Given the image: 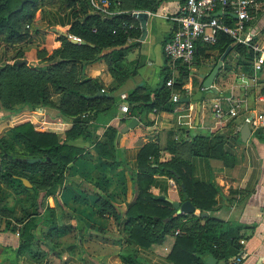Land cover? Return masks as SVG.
Listing matches in <instances>:
<instances>
[{"label":"crops","instance_id":"0c3cea01","mask_svg":"<svg viewBox=\"0 0 264 264\" xmlns=\"http://www.w3.org/2000/svg\"><path fill=\"white\" fill-rule=\"evenodd\" d=\"M154 1L157 3L154 10L122 8L131 12L139 27L138 36L127 40L133 43L122 58V67L127 73L123 80L108 68L104 58L85 63L80 69L82 75L97 76L102 81V92L103 89L109 92L107 86L121 81L113 90L116 107L90 120L88 128L101 135L107 124L120 127L134 117L136 124L121 133L117 145L124 164L102 156L93 145L67 164L62 183L47 193L35 216L36 220L45 217V206L53 207L59 245L53 248L52 240L44 236L46 225L38 224L35 229L38 238L30 243L32 254H38L34 256L27 251L16 252L20 218L32 210L26 200L29 194L21 188L19 180L6 181L0 175V264H121V255L126 253L134 254L142 264H174L166 258L174 235L167 234L161 242L143 248L125 241L118 226L127 205L136 195L128 168L135 166L138 148L148 141L154 143L159 160L171 156L185 158L192 165L194 178L210 180L217 186L215 208L205 212L238 228L239 249L227 258L215 257L214 264H264V66L253 67L257 52L253 51L250 57L239 55L231 45L212 79L215 90H201L197 110L196 100L178 99L200 88L202 77L199 73L206 74L217 59V51L213 49L202 56L204 62L194 58L195 63L186 65L188 72L180 84L183 90H171L177 95L172 110H152L138 116L130 115L129 110L121 111L120 102L127 101L132 91V96L138 99L144 94L151 96L163 65L167 66L168 76L171 73L162 44L173 28L170 16L182 0ZM254 2L255 11L247 29L253 31L252 40L264 44V0ZM106 8L109 9L108 1ZM72 18L68 9H37L29 23L28 39L20 43L23 49L20 61L26 59L23 63L34 65L42 61L36 54L37 49L44 48L47 56L60 45L59 35L70 38L67 29ZM12 53V49L5 48L0 41V65L11 63ZM178 75L176 67L173 78ZM120 93H124V98ZM48 109V106L38 105L21 107L9 114L0 110V136L12 142L14 151L20 152L22 143L13 136L11 127L29 120L35 129L55 131L62 137L71 121L55 112L50 114ZM244 121L249 133L242 140L239 130ZM212 134L223 135L222 147L231 155L228 164L219 157L190 153L197 135L210 137ZM0 164L3 163L0 161ZM33 176L39 178V172H34ZM154 177L150 186L153 195L163 194L159 192L162 190L163 195L172 200L184 199L179 197L173 178L163 174H154ZM100 193L114 204L115 216L97 214L96 197ZM193 213L198 214L199 209L194 207ZM188 224L189 221L184 220L183 226ZM176 232L180 234L185 230L178 228ZM208 255L211 254L206 251L200 255L204 263Z\"/></svg>","mask_w":264,"mask_h":264},{"label":"trees","instance_id":"16d2710c","mask_svg":"<svg viewBox=\"0 0 264 264\" xmlns=\"http://www.w3.org/2000/svg\"><path fill=\"white\" fill-rule=\"evenodd\" d=\"M107 1L111 13L98 11L89 0H29L20 9H16L19 0H0V41L5 48L13 51L10 56L12 62L0 65V110L9 114L21 107L45 105L53 108L55 114L71 121L62 137L55 131L35 129L29 120L14 124L11 131L22 143L20 152L13 150L11 141L0 136V161L3 163L0 164V175L6 181L19 180L21 188L29 194L26 200L32 208L20 218L16 246L18 253L27 251L33 256L38 255L30 251V243L38 238L35 234L38 224L46 225L47 233L41 236L49 237L53 248L59 245L53 207L47 204V215L38 220L35 216L47 193L62 183L67 164L82 154L86 147L93 145L102 156L123 163L119 147L115 144L119 125L115 127L107 124L101 135L88 128L90 120L116 107L113 90L121 81L107 86L109 92L103 89L100 95L87 96L103 88V83L97 76L82 75L80 69L85 63L104 58L108 68L123 80L127 73L122 67V58L126 48L133 43L127 40L138 36L139 27L131 12L122 8L154 10L157 3L154 0ZM45 7L59 11L71 10L73 18L67 32L79 37L84 43L73 42L68 35H59L60 45L49 55L45 56L47 51L44 48L36 50L42 61L34 65L23 63L20 61L23 54L20 43L28 39L29 23L35 11ZM223 18L229 24L233 22L229 13H224ZM227 45H232L239 55L247 54L250 57L253 54L248 45L235 43L227 33L219 31L212 43L195 42L194 58L206 56L213 49L217 51L218 57ZM177 67L179 75L167 86L165 80L169 72L167 66L163 65L160 80L151 90L150 97L144 94L143 98L138 99L132 96V91L126 101L129 114L138 116L152 110H172L176 101L171 99V90H183L180 84L188 72L186 65L179 64ZM195 140L196 143L189 149L191 154L219 157L228 164L231 155L222 147V134H212L210 137L197 135ZM154 147L153 142H145L136 152L135 166L128 168L136 195L118 222L125 241L146 248L151 243L161 242L165 235L172 234L174 238L166 258L174 264H205L200 256L205 251L216 258L235 255L239 249L238 228L210 214L200 215V211L215 208L217 186L210 180L194 178L192 165L185 158L171 156L159 160ZM21 156H39L40 160L28 163L19 160ZM36 171L39 172V178L33 176ZM154 174L173 178L179 197L183 199L185 191L199 213H175L170 202L158 198V194L153 195L150 186L154 183ZM21 178L27 179L30 186H25ZM181 184L184 185V191ZM159 192L165 193L162 190ZM96 202L99 216H115L117 213L106 195L98 194ZM184 220L189 221L187 226H183ZM178 228L185 232L175 233ZM121 261V264L143 263L134 254L127 253L121 255Z\"/></svg>","mask_w":264,"mask_h":264},{"label":"built area","instance_id":"2783aa9c","mask_svg":"<svg viewBox=\"0 0 264 264\" xmlns=\"http://www.w3.org/2000/svg\"><path fill=\"white\" fill-rule=\"evenodd\" d=\"M89 1L98 11L111 13V10L106 8L107 0ZM217 9L221 11L219 15L215 14ZM254 11V0H182L177 11L170 16L173 28L169 37L162 44L163 54L171 68V73L165 80V84L167 86L172 84L176 67L179 64L187 65L192 61L197 40L203 43H212L219 31L227 33L233 42L244 43L257 52L253 67L255 69L263 67L264 44L252 40L253 31L247 29V23ZM224 13L235 14V17L232 16V23L229 24L225 21ZM71 37L80 39L74 35ZM120 96L124 98V93H120ZM170 96L172 100L177 98L175 92H171ZM119 108L126 112L128 110L127 102L125 100L120 102ZM170 183L173 184L171 179Z\"/></svg>","mask_w":264,"mask_h":264},{"label":"water","instance_id":"95a60500","mask_svg":"<svg viewBox=\"0 0 264 264\" xmlns=\"http://www.w3.org/2000/svg\"><path fill=\"white\" fill-rule=\"evenodd\" d=\"M25 1H29V0H19L18 5L16 6V9H20L22 4ZM220 12H221L220 9H217L215 11V14L219 15ZM231 15L233 17H235V14H231ZM69 39L73 42L84 43V41L82 39L77 40L74 37H70ZM230 47H231L230 45H227L223 49V51L218 55L216 61L211 65L210 70L206 74L205 73H199L200 77H202L200 88L197 89L190 96L186 95V96L179 97V99H178L179 101H186L189 99L196 100V106H197V110H198L201 90L204 88H211V89L215 90V88L212 86V79H213L215 73L217 72L218 68L220 67L222 60L224 59L225 55L230 50ZM22 62H26V59H23ZM100 94H102V91L100 89H96V91L92 95H87V96H96V95H100ZM136 122H137L136 119L134 117H132L125 124H123L119 127V129L115 135V144L116 145L119 144V138H120L121 133L125 132L128 128L133 127L136 124ZM248 133H249L248 124L246 121H244L242 126L240 127L239 136L242 140H245ZM18 159L21 161L32 163L35 161H39L40 157L39 156H21V157H18ZM21 182L24 185H27V186L30 185L29 181L25 178H21ZM181 189L184 191V185L183 184H181ZM157 197L170 202L172 207L175 209L176 213H191L194 211V205L188 199L185 191H184V199L181 201L172 200L171 198H169L168 196H165L163 194H159ZM206 214L207 213L205 211H200L201 216H204ZM214 262H215V257L212 255H208L205 259L206 264H214Z\"/></svg>","mask_w":264,"mask_h":264},{"label":"rangeland","instance_id":"374dc122","mask_svg":"<svg viewBox=\"0 0 264 264\" xmlns=\"http://www.w3.org/2000/svg\"><path fill=\"white\" fill-rule=\"evenodd\" d=\"M90 2V1H89ZM91 4V3H90ZM92 5V4H91ZM197 60H198V62H204L205 61V59H204V57H202V55H198V57H197ZM192 63H195V60H194V57L192 58V61H191V63H190V65H192ZM190 67V66H189ZM191 68V67H190ZM155 86V85H154ZM116 101H118V100H116ZM114 107V106H113ZM113 107H111L110 109H114ZM50 109H48L49 111V113L50 114H53L54 112H55V110L54 109H51V107H49ZM47 109V108H46ZM109 109V110H110Z\"/></svg>","mask_w":264,"mask_h":264}]
</instances>
